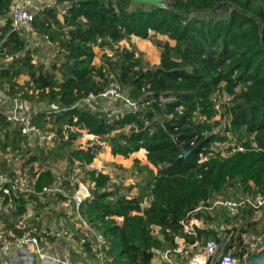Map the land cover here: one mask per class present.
<instances>
[{
	"label": "trees",
	"instance_id": "obj_1",
	"mask_svg": "<svg viewBox=\"0 0 264 264\" xmlns=\"http://www.w3.org/2000/svg\"><path fill=\"white\" fill-rule=\"evenodd\" d=\"M10 4L11 0H0V15L9 12ZM223 5L227 7L222 16L195 15ZM61 7L66 9L62 19ZM33 24L51 41L56 39L57 62L46 69L32 64L31 51L24 50L25 40L11 30L8 18L0 49L14 58L6 67L0 65V87L8 80L12 94L23 90L15 79L27 69L28 88L38 99L55 100L61 108L58 113L50 110V121L58 125V134L63 126L68 129L63 143L85 130L108 137L113 155L131 154L117 157L123 163L144 159L141 148L145 149L155 168L154 172L147 167L149 175L133 195L118 186L109 188L108 174L84 170L91 197L81 202L80 213L104 236L107 253L116 264H153L150 249L161 244L152 234L153 226L160 227L165 242H172L180 233L179 220L188 211L224 194L237 181L244 192L252 189L251 181L264 195V0H168L163 8L130 0H55L34 16ZM64 25L69 29L62 40ZM150 31L175 41L170 45L167 40L150 39L160 49L156 65H148L134 49L110 45L130 35L149 39ZM96 44L112 50L99 66L92 64ZM112 81L129 89L140 105L138 111L124 110L109 121L103 114L75 106ZM219 111L225 124L214 119ZM36 123L42 126L38 119ZM225 131L244 149L225 156L214 152L213 143L226 137ZM99 146L73 149L71 161L92 163ZM181 149L190 152L175 160ZM209 152L199 163L200 154ZM100 157L111 158L108 152ZM52 181V172L44 170L36 185ZM146 199L142 213H133ZM242 231L240 227L239 247Z\"/></svg>",
	"mask_w": 264,
	"mask_h": 264
},
{
	"label": "built area",
	"instance_id": "obj_2",
	"mask_svg": "<svg viewBox=\"0 0 264 264\" xmlns=\"http://www.w3.org/2000/svg\"><path fill=\"white\" fill-rule=\"evenodd\" d=\"M55 3V0H54ZM53 3V4H54ZM63 16L66 12L65 7L60 9ZM12 30L20 34L28 36L36 35L33 20L34 13L30 10L27 2L21 1L14 3L12 15ZM113 48H121L120 42L113 44ZM2 49V48H1ZM5 49L0 51L4 54ZM112 52L109 54L111 56ZM128 89V88H127ZM126 89H121L114 81L110 82L105 88L97 92H89L84 98L78 101L75 106L88 108L91 111L105 115L109 121L123 114L124 110L132 112L138 111L140 105L137 100ZM218 102H221L220 96H216ZM227 97L224 96V99ZM99 100L105 102H114L112 106L105 107L99 105ZM215 100V99H214ZM121 104L120 108H117ZM219 104L216 107L219 109ZM102 106L103 108L99 107ZM52 112L58 113L61 108L51 109ZM0 117L3 120L17 128L20 135L30 139L36 138V144L46 147L53 144L58 136L54 131L38 126L33 120V110L31 102L23 99L19 95H9L5 91L0 90ZM215 119V118H214ZM225 124V122H224ZM227 125V123H226ZM128 127V126H127ZM127 129V128H126ZM227 138H222L213 143L214 152L222 156L235 150H243V146L235 141V138L229 131H225ZM96 138V136H93ZM238 143V144H236ZM0 143V197L12 202L14 199L22 196H34L36 198H57L63 197L70 201L71 207L77 218V227L83 228V254H89V264H116L111 255L107 253L108 246L105 243L104 236L100 232H96L93 227L81 216L80 205L85 198H90L89 185L83 183L77 176L79 173L80 162H76L75 168L69 176H58L52 183L43 184L37 187L36 181L38 171L34 168V174L26 166H17L19 162V149L14 146H2ZM95 145H100L96 142ZM102 145V144H101ZM100 145V146H101ZM44 147V148H45ZM212 153L200 154L198 162L205 161ZM109 188H113L111 183L121 186L124 183L122 177L117 178L109 175ZM67 181V184H65ZM130 184V183H129ZM240 185V181L235 183ZM251 190L244 192L239 196H225L222 194L214 195L202 201L197 207L188 211L186 215L179 220L180 233L176 234L172 242H165L159 226L152 227V234L161 241L159 246H152L150 249L153 264H246L247 257L254 251L263 249L264 247V230L256 234L250 235L247 231H242L240 237L242 239V247L238 246V232L236 225L218 226L217 223L212 224L209 215L216 212H225L228 218H236L240 213L257 212L264 206V195L257 192L253 182L249 181ZM128 185V184H127ZM131 185V184H130ZM123 186V185H122ZM242 188V187H241ZM120 220V219H119ZM241 226V225H240ZM21 233H11L6 235L0 228V260L1 256L9 249L16 246L30 247L39 250V243L46 241L51 233L37 232L34 228L21 227ZM208 231L207 234H201V231ZM240 230V228H239ZM167 233L169 229L165 230ZM221 231L219 234L215 232ZM52 235L64 237L72 240L75 232L72 230H60ZM85 244H88L89 251L86 250ZM81 248V249H83ZM41 255H46L42 252Z\"/></svg>",
	"mask_w": 264,
	"mask_h": 264
},
{
	"label": "crops",
	"instance_id": "obj_3",
	"mask_svg": "<svg viewBox=\"0 0 264 264\" xmlns=\"http://www.w3.org/2000/svg\"><path fill=\"white\" fill-rule=\"evenodd\" d=\"M21 1H24V0H11L9 12L7 14L0 15V43H2L3 40H5L6 35H7V33H5L4 30L2 29V27L6 23L7 19L9 18L10 27L12 30L11 15H12L14 3L21 2ZM41 1L42 0H25V2L29 4L30 10L34 13V16L39 11H41L43 8L45 7L47 8L54 3V0H46L47 4L38 6V3H40ZM58 17L60 19H62L63 17L60 14V12L58 13ZM35 31H36V35L34 36H28L26 34L21 33L23 39L25 40L24 50L31 51L32 64H35L36 66L41 65L42 67L46 69V68H49V66L53 62H57L58 50L60 52V49H59V46L56 44V42L54 43L52 41L51 42L47 41L45 37L46 35H44V33L37 31L36 28H35ZM160 37H162L163 40H167L170 43V45H174L175 43L174 40L169 39L165 35H161ZM30 39L36 40L35 43L31 44V45H35L36 48L31 49L32 46L28 47V41ZM45 41L49 44V52H50L49 62L45 63L43 60L35 61L34 59L36 55L34 52H37L39 50V46L42 47ZM135 43L137 45H135ZM120 45L125 48L134 49L135 51H138L139 53H141L143 56H145L143 51L147 50L150 53V55L156 60V63H154L155 65L158 64L160 61V51H159L158 56L154 55L155 48L156 49H159V48L156 45H153L149 39L141 38L135 35H130L122 39L120 41ZM93 51L95 53V56L92 61V64L94 66H99L102 61L101 60L98 63L95 62L97 52L100 55L106 54L107 56H109V54L112 52L111 46H105L103 44L94 45ZM8 54H11L12 56L9 58H6V57L4 58V60L6 61V66L14 58V54L12 53H8ZM2 55L4 56L6 55V49H5L4 54H0V56ZM136 55H138L137 52H136ZM23 76L25 77L21 78V80H19L18 77L15 79V81L19 85V88L23 86V90L14 92L12 94V92H10V83L8 82V80L4 81L3 85L0 87V90L5 91L9 95H19L20 97L23 96L24 97V98L22 97L23 99H25V96H26L25 94H28V93L34 94V96H36L37 98L36 92L28 88V83H30L28 74L23 75ZM98 103L99 105H104L105 100H99ZM120 105L121 104L119 103V106ZM99 107L103 108L102 106H99ZM32 110H33V120L36 123V119H37L35 117L36 109L33 106H32ZM50 112L51 111L49 110L48 113L50 114ZM47 119L49 120H48V123H44L45 126L43 125L40 126L37 123L36 124L42 128L48 129L49 131H54L57 134L58 139L53 144L51 143L47 145L46 147L44 146L45 148L37 145L35 137H31L30 139H27L26 137L20 135L16 127L6 123L1 117H0V134L2 135V137H0V143H2L1 144L2 146H14L15 148L19 149V153H20L19 162H21V164H18L17 166H24V167L28 166L32 174H34L33 171L35 168L38 171L37 173L38 176L42 171L50 170L53 174L52 182H54L56 178L61 175L55 174L56 171L52 170V168L48 167L47 165L41 166L43 163L45 164V162L41 159L39 151L43 153L45 157H47L49 153V148H51V146L58 144V143L63 144V142L66 141L67 136H68V129L65 126H63L62 133L58 134L56 129H53V130L49 129L50 118L48 117ZM83 136L85 137L83 138ZM93 136L95 135L89 134L85 130H83L76 139L72 140V142H76L79 139H81L82 144L75 145V148H86L88 146L95 145V143L98 141L100 142V145H101L102 143L100 139L102 138H99L98 136H96V138H93ZM16 138L18 139L16 140ZM107 145L108 146L105 149V151L104 152L100 151L96 155V157L98 155L100 157L101 154L108 152L111 158L105 157L103 159H98L95 157L92 163L83 164V165L80 163L79 167L81 166V168H84V169L85 168L94 169V168H90V166L96 163L95 168L100 169L99 167H101L102 164L103 165L106 164L105 166L106 169L101 170L102 173H106V174H108L111 169H113L115 172L116 170L127 172V168H130L132 165H135L137 163H139L140 165H145L148 168H151V167L152 169L154 168L148 162L147 157H146V150L143 148L141 149L144 151L143 153L144 159L143 158H141L140 160L132 159L131 162L129 163H123L117 157L127 158L131 154L128 156L120 155V154L113 155L110 151L109 144ZM100 147L103 149L102 145ZM76 162H78V160H74V161L70 160V163L68 165L69 174L64 175V176H69L72 173V169L75 168ZM153 171L155 172V168L153 169ZM83 177H84V174H83ZM81 181L89 185L88 182L83 181V180ZM65 184H67V181H65ZM20 208H24L23 212L20 214L14 215V212L18 211V209ZM6 219H9V221L12 222V224H9L6 221ZM76 221H77V218H76V215L74 214V210L71 207L70 201L63 197L36 198L34 196H29V197L22 196V197L14 199L12 202H8L7 199H3L0 197V228L3 229L6 235L11 234V233H16V234L21 233L22 231L21 227L34 228L39 233L40 232H48V233L50 232L51 233L50 236L48 234V238L46 241H43V242L41 241L38 245L39 249H41V253L46 252V255H41L39 250H35L30 247L16 246V247H12L11 249H9V251H7L5 254L1 256L0 264H89V254L87 255L83 254L84 248H83V244H81L80 242L81 238H83L84 230L81 227L76 228L77 227ZM67 229L75 232V235L73 236L72 240H69L64 237L60 238V237L52 235L56 231H60V230L62 231V230H67ZM84 247H86V244Z\"/></svg>",
	"mask_w": 264,
	"mask_h": 264
},
{
	"label": "rangeland",
	"instance_id": "obj_4",
	"mask_svg": "<svg viewBox=\"0 0 264 264\" xmlns=\"http://www.w3.org/2000/svg\"><path fill=\"white\" fill-rule=\"evenodd\" d=\"M165 4L168 3V0H163ZM47 4L46 0H42L40 3H38V6L41 5H45ZM134 5L131 4L130 7H133ZM226 7L227 6H218V10H209L207 12L209 13H205V14H195L196 16H222L224 14H226ZM67 29H69V27L67 26H62V30L64 31L63 33V37H61L60 39L65 40L66 39V31ZM46 35V40L51 42V38H49V35ZM161 34H154V32L150 31L149 32V40L153 39V38H158V39H162V37H160ZM36 40L30 39L28 41V47L32 46V48H36L35 45H31L33 43H35ZM151 41V40H150ZM54 42V41H52ZM56 42V39H55ZM54 42V43H55ZM152 42V41H151ZM44 45L42 47L39 46V50L35 53V61H40L43 60L45 63L49 62V56H50V52H49V44L45 41L43 43ZM153 44V43H152ZM48 45V47H47ZM135 45H137L135 43ZM154 45V44H153ZM159 51L160 49H156L155 48V52L154 55H159ZM138 54H140V56L142 57V59L148 64V65H155L154 63H156V60L150 55V53L147 50H144L143 53L145 54V56H143L141 53H139L138 51H136ZM11 54L6 53V55H2L0 56V65L5 67L6 66V61L4 60V58H9L11 57ZM106 54H98L96 55L95 58V62L98 63L99 61L103 60L104 58H106ZM98 58V59H97ZM23 75H27V69L21 73L18 77L19 80H21V78L25 77ZM126 92H128V89L125 88ZM25 99L29 102H31L32 106L36 109V114L35 117L41 122V125H45L44 123H48L47 119L48 117L50 118V114L48 113L49 110L51 109H55L57 107H59L56 103V101H49L48 99L44 98V99H37L36 96H34V94L28 93L25 94ZM23 97V96H22ZM24 98V97H23ZM52 103V105H50ZM104 106H112L114 108L115 103L112 102H105ZM121 106H118L117 108H120ZM216 120H220L222 122H224L223 116L221 114V111L217 112L216 116H215ZM49 129H56L58 130V125H53V123L51 121H49ZM0 137H2V135L0 134ZM85 136H83L84 138ZM108 138V137H107ZM107 138L104 137L101 140L102 143V147L103 149L99 146L100 151L104 152L105 149L107 148ZM227 138V137H225ZM18 138H16L17 140ZM105 141V142H104ZM81 143V139H79L76 142H65L63 144L58 143L55 144L53 146H51V148H49V153L47 155V157H45L43 155V153H40L41 159L45 162V164L43 163L41 166H48L51 167L52 170H55L57 175H68V171H69V163H70V152L75 149V145H80ZM84 145V144H83ZM102 149V150H101ZM98 159H103V157H99V155L96 157ZM96 164V163H95ZM95 164L91 165L90 168H94L100 172H102L101 170L106 169L105 166L106 164H102L101 167H99L100 169L95 168ZM152 168V167H151ZM86 169V168H85ZM84 168H81V166L79 167V173H77L75 176H77L79 179L84 180L85 177H83L84 174ZM154 169V168H153ZM110 175H112L113 177L117 178V180H119V177L124 178L123 181L124 183H122L121 186H118L115 183H111V185L114 187L118 186L121 189V192L125 193V194H136V192L138 191V188L143 185L145 183V179L146 177L149 175V169L147 168V166L145 165H140L139 163L132 165L130 168H127V172L125 171H118L116 170V172L111 169L109 171ZM108 173V174H109ZM73 174V173H72ZM82 174V175H81ZM131 185H130V184ZM128 184V185H127ZM244 191L243 189L240 187V185H236L235 186H230L228 187L225 191L224 194L225 196L228 197H235V196H239V195H243ZM148 199H146L145 201H143L141 203V207L140 209L137 210V208L133 209V213H142L143 208L146 206V204L148 203ZM209 218H211V222L212 224L217 223L218 226H233L236 225L234 229H236L237 231H239L240 227L244 228V231H247L246 233H249L250 235L256 234L260 231L264 230V206L258 210L257 212H251V214L248 213H240L238 217L232 219V218H228L227 214L225 212H216V210L214 211V214L211 216L209 215ZM249 221V224L247 223ZM241 225V226H240ZM221 233V231H217L215 232V234H219ZM264 248V247H263ZM262 250V249H261ZM261 250L258 251H254L252 254H256L258 252H260ZM251 255V254H250ZM249 255V256H250ZM248 258V257H247Z\"/></svg>",
	"mask_w": 264,
	"mask_h": 264
},
{
	"label": "water",
	"instance_id": "obj_5",
	"mask_svg": "<svg viewBox=\"0 0 264 264\" xmlns=\"http://www.w3.org/2000/svg\"><path fill=\"white\" fill-rule=\"evenodd\" d=\"M80 1H88V0H80ZM130 1H133L135 3L153 5L160 8L165 7V3L163 0H130ZM189 152L190 150L181 149L180 154L175 158V160L186 156ZM246 264H264V248L256 254H251L247 258Z\"/></svg>",
	"mask_w": 264,
	"mask_h": 264
}]
</instances>
